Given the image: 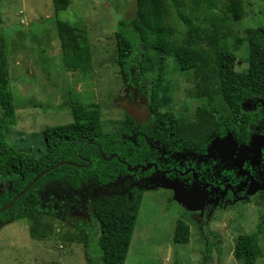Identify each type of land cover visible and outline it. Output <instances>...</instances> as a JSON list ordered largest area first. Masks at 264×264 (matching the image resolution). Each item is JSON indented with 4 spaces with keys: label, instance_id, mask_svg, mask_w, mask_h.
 <instances>
[{
    "label": "rangeland",
    "instance_id": "obj_1",
    "mask_svg": "<svg viewBox=\"0 0 264 264\" xmlns=\"http://www.w3.org/2000/svg\"><path fill=\"white\" fill-rule=\"evenodd\" d=\"M133 1L70 0L66 9L55 14L52 0H0L9 64L8 89L15 108L14 124L0 129V136L9 145L31 151L42 148L40 140L45 127L72 121L67 105L70 102H95L103 108L102 125L116 124L115 119L122 116L116 97L124 84L116 64L115 32L120 20L134 15ZM212 1L208 10H203L202 0H176L174 5L166 1V22L174 29L179 43L187 39L189 27L181 14L197 27L192 37L195 46L212 56L217 51L218 25L243 35L247 27L264 24L261 0H244L246 15L239 23L222 18L226 0ZM57 19L91 36L90 69L81 71L65 66L55 28ZM225 43L231 47L232 40L226 39ZM247 55L244 45L237 52L238 71L247 68ZM165 71L171 93L166 108L178 116L192 117L204 102L197 96V72L178 70L172 57L167 58ZM147 76L150 78L153 73ZM260 101L264 104L263 99ZM139 106L132 109H140ZM212 108L227 111L219 96ZM260 141L253 136L244 150L255 152ZM3 185L6 180L0 178V187ZM166 189L173 190V195L161 189L144 192L124 264H242L235 259L233 247L239 234L252 232L264 221L263 195L216 210L208 220L198 223L187 211L201 212L203 208H196L189 201L185 203L193 209L181 205L174 198L176 193L181 196L180 192L176 188ZM177 220L189 227L187 243L173 241ZM92 223L88 248L78 230L53 217L38 216L0 225V264H90L86 254L101 264L99 226ZM257 242L262 254L256 264H264V226Z\"/></svg>",
    "mask_w": 264,
    "mask_h": 264
},
{
    "label": "trees",
    "instance_id": "obj_2",
    "mask_svg": "<svg viewBox=\"0 0 264 264\" xmlns=\"http://www.w3.org/2000/svg\"><path fill=\"white\" fill-rule=\"evenodd\" d=\"M55 14L64 10L70 0H52ZM166 1L176 4V0H134V15L120 20L115 32L116 64L124 84L141 81L147 86L151 117L147 124L151 130L161 123L168 127V138L178 146H199L207 142L209 136L222 134L226 127L236 130L238 135H246L251 115L243 111L244 104L264 101V24L247 27L243 35L234 34L231 29L218 25L214 56L196 47L193 35L197 27L191 19L181 14L189 25L187 39L179 43L175 31L166 22ZM262 12L264 14V0ZM212 0H202L203 10L213 5ZM246 15L244 0H226L222 18L231 23H239ZM198 18H195L197 20ZM55 28L60 42L62 59L67 68L86 71L91 67V36L64 20H56ZM0 18V129L14 124L13 97L8 89L9 64ZM231 39V47L225 43ZM247 47V68L236 69L237 52ZM168 57H172L180 71L194 70L198 74L197 96L204 99L192 117L178 116L166 108L171 100L170 85L165 81V67ZM153 73L152 77H148ZM219 96L227 107L226 112L212 108ZM72 121L45 127L40 143L42 148L35 151L14 148L3 135L0 136V178H11L15 192L0 194V208L9 204L40 172L63 162L60 166L41 176L22 196L0 213V222L20 219H34L43 214L36 193L45 180L57 179L78 188L85 180L106 181L115 174V158L106 160L116 148L107 147L101 131L99 104L95 102L67 104ZM127 119L130 117L125 114ZM167 131V129L165 130ZM167 131V132H168ZM166 132V133H167ZM101 148L100 155L98 146ZM92 143V144H91ZM80 157L89 160L87 166L81 164ZM71 163V164H70ZM73 164V165H72ZM142 196L106 197L96 206L93 219L98 223V245L101 264H124L130 246L134 225ZM264 221L249 233H241L236 238L233 255L242 264H256L262 251L257 237L262 233ZM90 229L88 225L79 228V234L88 248ZM189 227L181 220L175 223L173 241L187 243ZM87 256L90 264H98Z\"/></svg>",
    "mask_w": 264,
    "mask_h": 264
},
{
    "label": "flooded vegetation",
    "instance_id": "obj_3",
    "mask_svg": "<svg viewBox=\"0 0 264 264\" xmlns=\"http://www.w3.org/2000/svg\"><path fill=\"white\" fill-rule=\"evenodd\" d=\"M116 100L122 116L115 119V125L101 126L103 140H108L104 142L106 148L118 150L109 155L117 161L118 165L113 167L116 173L110 174L106 181L85 180L78 188L57 179L45 180L36 190L41 216L59 219L79 231L82 225L90 228L92 221L96 222L93 213L102 199H130L154 189L169 191L172 196L173 190L163 188L165 183H172L190 205L203 208L201 212L187 211L198 223L208 220L216 210L248 201L255 195L264 196V145L259 155L257 150H244L251 137L264 134V104L260 99L257 104L243 105V111L252 120L246 135H238L236 130L226 127L222 134L212 133L199 146L174 144L168 138V127L162 123L152 130L147 127L151 108L147 86L141 81L124 84ZM136 106L140 109H132ZM99 108L102 113L101 105ZM126 108L131 109L135 118L127 114ZM98 149L100 153V146ZM80 161L81 164L74 165L89 164L86 157H80ZM2 179L6 185L0 187V194L15 192L12 179ZM257 187H260L258 191Z\"/></svg>",
    "mask_w": 264,
    "mask_h": 264
},
{
    "label": "water",
    "instance_id": "obj_4",
    "mask_svg": "<svg viewBox=\"0 0 264 264\" xmlns=\"http://www.w3.org/2000/svg\"><path fill=\"white\" fill-rule=\"evenodd\" d=\"M264 102V101H263ZM127 114L129 115V116H131V117H133V118H135V115H134V113L132 112V111H130L129 109H127ZM261 141H260V143H259V145H258V149H256L257 150V152H258V155H259V153H260V148H261V146L262 145H264V134L263 135H260V136H258V135H256ZM229 137V135H227L226 136V138H228ZM252 138V137H251ZM250 142V141H249ZM216 143V140H213L212 141V144H215ZM251 143V142H250ZM103 157L106 159V160H110V159H112V156H110V157H105L104 156V154H103ZM63 162H61V163H58V164H55V165H53V166H51L50 168H48V169H46V170H44V171H42V172H40L39 174H37L33 179H32V181L30 182V183H28L27 185H26V187L19 193V194H17L14 198H13V200L9 203V204H7L6 206H4V207H2V208H0V212H2V211H4L5 209H7V208H9L14 202H15V200L18 198V197H20V196H22L41 176H43L45 173H47V172H49V171H51V170H53L54 168H56V167H58V166H60L61 164H62ZM71 164V163H70ZM132 169H135V168H132ZM163 187L164 188H174V190H175V188L176 187H174V185H172L171 183L170 184H164L163 185ZM176 191V190H175ZM174 198H175V200L178 202V203H180L181 205H185L186 207H188V208H190V209H193V208H191V207H189L185 202V199L184 198H182L180 195H179V193H176L175 194V196H174Z\"/></svg>",
    "mask_w": 264,
    "mask_h": 264
}]
</instances>
